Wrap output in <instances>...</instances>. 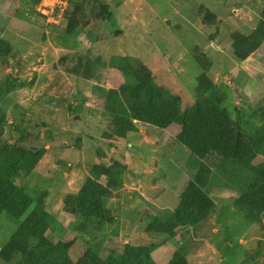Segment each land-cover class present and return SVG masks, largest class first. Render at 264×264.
<instances>
[{"label":"rangeland","instance_id":"rangeland-1","mask_svg":"<svg viewBox=\"0 0 264 264\" xmlns=\"http://www.w3.org/2000/svg\"><path fill=\"white\" fill-rule=\"evenodd\" d=\"M41 2L0 0L1 135L8 145L31 147L26 157L35 164L16 181L31 201L29 209L19 219L0 214V264H18L37 243L18 232L36 205L42 211L40 235L56 247L70 243L72 263L85 253L105 260L131 246L149 251L153 264H264V215L251 222L240 212L238 186L211 166L201 188L214 207L209 220L198 231L157 232L150 217L172 219L200 161L179 143L176 126L162 129L134 120L137 132L114 138L102 109L107 103L117 114L125 108L121 87L129 86L130 92L132 85L142 93L149 80L152 101L172 96L181 113L198 100L205 106L216 102L221 95H209L215 90L225 95L220 107L236 133L261 143L257 137L264 121L258 110L264 107V84L246 98L233 99L227 83L242 68L238 59L246 54L239 55L237 42L252 39L264 0H67V12L59 17L50 4L54 0L45 1L48 8ZM105 6L115 21L105 20ZM87 54L92 79L66 70ZM200 54L210 62L207 71L195 59ZM126 58L131 62L122 72L116 65ZM257 59L264 70V56ZM133 75L140 84L133 83ZM199 79L212 83L213 92L201 89ZM99 89L111 93L108 99ZM77 105L83 109L75 118ZM251 145L237 159L245 170L264 161L256 156L264 144L260 153ZM111 165L126 169L120 197L101 199L83 215L72 197L93 179L94 168ZM95 213L103 218L96 220Z\"/></svg>","mask_w":264,"mask_h":264},{"label":"trees","instance_id":"trees-1","mask_svg":"<svg viewBox=\"0 0 264 264\" xmlns=\"http://www.w3.org/2000/svg\"><path fill=\"white\" fill-rule=\"evenodd\" d=\"M105 11L108 13V17L105 19L108 23L116 20L115 14H111L107 6H105ZM251 38L250 40H243L244 43H241L242 41L237 42L239 47H242L239 55L244 56L243 54H246L244 57H239L238 60H244L246 56L260 46L264 39V11H262L260 26L252 32ZM83 56L86 57H78L75 67L66 70L90 80L92 79L91 69L87 63L90 55ZM195 59L202 69L208 70L210 62L204 61L202 54L195 56ZM122 60L116 67L123 72L126 69L123 65L131 62V60L128 58ZM132 81L135 84H140L135 75L132 76ZM199 82L201 89L206 86V89L211 87L209 90L212 91V83L207 82L205 84L202 79H199ZM153 86L149 80L142 93H139L132 85L130 92L127 91L129 86L127 88L121 87L119 91L124 94L121 103L123 105L124 102L125 108L118 105L120 107L119 114H114L106 105L107 103L102 106L103 116L112 123V136L114 138L124 139L127 134L137 132L133 123L134 120L146 122L162 129L176 126L180 129L177 135L179 143L200 161L195 180L188 182L184 188L180 203L174 211L172 219L167 222H159L156 216H152L150 217L151 223H154L155 220L157 222L153 224V227L155 226L159 233L186 228L198 231L199 227L209 220L210 212L213 211L214 207L204 197L201 188L207 185L211 167L224 179L238 186L241 196L237 200V209L251 222L258 221L264 215V161H260L256 167L255 165L252 166L251 170L247 168L248 171H246L247 169L245 170V167L240 166V161L237 159L250 143L252 144L250 146L251 151L254 149L256 153L262 151L264 122L257 137L261 143H255L253 138L241 137L239 133H236L233 121L220 107L222 103L219 98L223 99V92H215L214 90L213 93H209L210 96L216 95L218 97L217 94L221 95L215 100L216 102L212 101L205 106L201 100H198L191 109L181 113L178 103L172 96H165L159 104L154 103L152 101L154 93L151 90ZM101 93L104 99H108L111 94L105 90H101ZM129 94L133 96H129ZM82 109L81 105L74 108L75 118L78 117ZM258 114L261 116L260 119L264 121V107L258 110ZM21 144L8 145L1 135L0 123V214L5 212L15 219L21 218L31 205L30 199L16 184V181L28 176L35 165L31 158L26 157L31 147L27 148L23 143ZM256 156L264 157V152ZM255 157H251L250 160L252 158L254 160ZM125 170V167L120 165L94 168L92 170L93 179L72 197L78 203L80 213L88 214L89 210L95 209L101 199L106 201L112 194L113 197H120L122 175ZM94 217L96 220H100L103 215L102 213H95ZM41 218L42 211L36 205L20 225L18 232L25 234L27 238L35 239L37 243L31 247L30 253L18 264H153L149 257V251L131 246L126 247L124 253L116 254L105 260L98 258L95 254L85 253L80 260L72 263L67 256L70 243L59 244V247H56L40 235ZM61 245L64 246L63 249ZM169 264L188 263L185 260H180V262H169Z\"/></svg>","mask_w":264,"mask_h":264},{"label":"crops","instance_id":"crops-1","mask_svg":"<svg viewBox=\"0 0 264 264\" xmlns=\"http://www.w3.org/2000/svg\"><path fill=\"white\" fill-rule=\"evenodd\" d=\"M211 27H212V25H211ZM263 56H264V47L259 46L256 50H254L252 53H250L248 56H246V58L244 60H242V62H241L242 68L239 69L238 72L236 73V74H238V78H235V75H236L235 74L233 79L231 78V82L227 83V86H229V88L231 87L230 88L231 93L234 94L233 99H239L240 97L246 98L251 91L256 89V86L259 83L264 84V82L261 81V79L264 78L263 77L264 76L263 75L264 70H259L257 67V64H258L257 57H263ZM251 66L255 67V69H253L251 71V74H254L255 77H251V74L249 71V68ZM262 68H264V66H262ZM249 75H250V77H249ZM243 76L245 79L242 81ZM171 194L173 195L175 193H171ZM173 212H174V210H173Z\"/></svg>","mask_w":264,"mask_h":264},{"label":"built area","instance_id":"built-area-1","mask_svg":"<svg viewBox=\"0 0 264 264\" xmlns=\"http://www.w3.org/2000/svg\"><path fill=\"white\" fill-rule=\"evenodd\" d=\"M45 1L46 0H42V2L40 3L41 4V6H43L44 8H48L47 6H51V5H48V4H45ZM67 0H54V2L53 3H50V4H54V9L55 10H57V11H59V14L58 15H56V17H59V15L61 16V15H63V13H64V11H65V9H66V7H67V2H66ZM52 10V9H51ZM54 14V12L52 11L50 14ZM52 21L54 20V19H51Z\"/></svg>","mask_w":264,"mask_h":264},{"label":"water","instance_id":"water-1","mask_svg":"<svg viewBox=\"0 0 264 264\" xmlns=\"http://www.w3.org/2000/svg\"><path fill=\"white\" fill-rule=\"evenodd\" d=\"M166 23L169 25V24H170V21H169V20H167V21H166Z\"/></svg>","mask_w":264,"mask_h":264}]
</instances>
